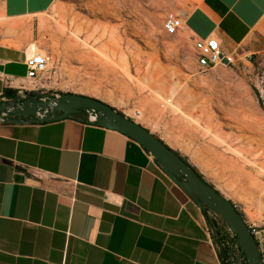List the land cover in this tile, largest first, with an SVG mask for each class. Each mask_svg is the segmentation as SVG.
I'll list each match as a JSON object with an SVG mask.
<instances>
[{
    "label": "crops",
    "instance_id": "crops-1",
    "mask_svg": "<svg viewBox=\"0 0 264 264\" xmlns=\"http://www.w3.org/2000/svg\"><path fill=\"white\" fill-rule=\"evenodd\" d=\"M55 1L1 0L0 100L53 95L32 85L26 54ZM179 15L192 48L215 36L264 63V0H197ZM79 114L0 123V264H226L206 211L149 150Z\"/></svg>",
    "mask_w": 264,
    "mask_h": 264
},
{
    "label": "rangeland",
    "instance_id": "rangeland-1",
    "mask_svg": "<svg viewBox=\"0 0 264 264\" xmlns=\"http://www.w3.org/2000/svg\"><path fill=\"white\" fill-rule=\"evenodd\" d=\"M85 1L94 7L81 8L79 3ZM195 1L138 0L130 13L123 0H56L35 17V34L29 42L54 59L36 88L40 95L80 93L99 98L156 133L244 213L264 258V169L253 171L250 163L244 169L233 167L231 158L245 164L235 151L241 141L227 138L230 142L224 143L229 133L253 134L244 126L254 108L264 120V63L237 58L232 66L198 68L186 33L169 35L164 28L167 15L186 12ZM74 20L107 26L103 39L107 48L98 49L93 40H89L92 49L69 48L67 37L75 28ZM119 24L118 34L113 35L110 29ZM5 25L0 0L1 33ZM224 114L230 120L222 118ZM228 122L237 126H222ZM230 143L233 151L227 149Z\"/></svg>",
    "mask_w": 264,
    "mask_h": 264
},
{
    "label": "water",
    "instance_id": "water-1",
    "mask_svg": "<svg viewBox=\"0 0 264 264\" xmlns=\"http://www.w3.org/2000/svg\"><path fill=\"white\" fill-rule=\"evenodd\" d=\"M87 109L95 112L98 124L129 135L152 152L167 174L198 202L203 211L212 209L219 213L237 237L234 244L241 254L242 264H264L256 237L236 204L201 177L182 154L137 120L99 98L80 93H61L47 100L0 102V112H8L6 122L53 121Z\"/></svg>",
    "mask_w": 264,
    "mask_h": 264
},
{
    "label": "built area",
    "instance_id": "built-area-1",
    "mask_svg": "<svg viewBox=\"0 0 264 264\" xmlns=\"http://www.w3.org/2000/svg\"><path fill=\"white\" fill-rule=\"evenodd\" d=\"M184 27L183 18L180 15L170 14L165 17L164 28L165 32L169 35H175L180 32ZM1 30H0V40H1ZM26 54V64L28 67L27 76L32 80V85L35 89L41 79V75L47 72L51 65L54 63V59L51 53L48 51H43L38 49L36 45H29L27 47ZM193 51L198 68L208 71L218 65L232 66L235 65L238 55L236 53H226L222 50L219 40L215 36H207L205 38H199L193 42ZM226 60V62H224ZM249 60H252V57H249ZM22 95V92L19 91L15 94L17 99H8L2 95L0 102L14 101L21 102L22 100L19 96ZM59 94H53L50 98H42L44 100L52 99ZM87 118L90 122H96V115L92 109L86 110ZM8 117V112H0V123L6 122L5 118ZM150 156L155 158L152 152L148 151ZM223 217L212 209L206 211V222H207V234L210 238H214V229L209 223L214 221L218 226L223 228V231L229 235L233 241H231L232 251L235 252L233 257L230 256V264H242L241 254L238 250L237 245H235V235L230 230L229 226L225 225L223 222ZM253 231L255 229L253 228Z\"/></svg>",
    "mask_w": 264,
    "mask_h": 264
},
{
    "label": "bare ground",
    "instance_id": "bare-ground-1",
    "mask_svg": "<svg viewBox=\"0 0 264 264\" xmlns=\"http://www.w3.org/2000/svg\"><path fill=\"white\" fill-rule=\"evenodd\" d=\"M81 1V0H80ZM124 4L126 7H128L129 9V12H133L134 11V8L136 7L137 5V2L138 0H123ZM112 4V3H111ZM115 5V4H114ZM79 6L81 8H86V7H94V4L93 3H90L88 1H85V2H80L79 3ZM124 7V6H123ZM116 12V11H115ZM118 13V12H117ZM3 14V13H2ZM79 17V16H78ZM116 19H118L119 17L118 16H115ZM62 20V19H61ZM72 22V21H71ZM74 24H75V28L73 30L71 34V36L67 37V45L69 48L71 49H79V48H82V47H88V46H91V49L93 48L92 45H89V40H93L95 43H99V47H97L98 49H101V48H104L106 47L107 48V45H108V42L104 41V37L106 36V32H107V26L103 25L102 23H95L94 21H91V20H87L86 22L85 21H80L78 22L77 20H74L73 21ZM43 23V21H42ZM64 24V23H63ZM7 25V24H6ZM46 25V24H45ZM13 25H11L12 27ZM62 29H63V32H66L67 31V28L65 25H62ZM122 26V24H119L118 26H114L113 29L111 28L110 30H112V34L113 35H116L118 34L119 32V27ZM7 27H9V25H7ZM13 28V27H12ZM26 28V27H25ZM45 28V27H44ZM127 29L130 28V26L126 27ZM125 28V30H126ZM10 29V27L8 28ZM12 30V29H11ZM15 31V29H14ZM61 32V29L59 30ZM102 31V32H100ZM12 32V31H10ZM31 32V29H28L26 31V33H30ZM83 32H86V38L84 40H81L80 39V35L83 33ZM13 33V32H12ZM117 37V36H116ZM115 38V36H114ZM121 38V37H120ZM112 40V39H111ZM143 40V39H142ZM109 41V40H108ZM111 42V41H110ZM113 42V41H112ZM55 43H57V41H55ZM112 44V43H111ZM32 45H35L34 43H32ZM58 45V44H57ZM66 45V46H67ZM114 46V44L112 45ZM118 47V46H117ZM109 49V48H108ZM102 50V49H101ZM112 50V49H111ZM120 50V49H119ZM118 50V51H119ZM122 50V49H121ZM97 51V49H96ZM103 51V50H102ZM116 51V50H115ZM115 51H111V52H115ZM88 52H93L92 50H89ZM106 52V50L104 51ZM114 54V53H113ZM244 88V87H243ZM245 90V89H244ZM246 92V91H245ZM242 96V95H241ZM251 105V104H250ZM250 108V107H249ZM247 109V108H246ZM248 111V110H246ZM249 112V111H248ZM253 112L254 114H252V116L250 117V120L248 122H246V125L244 126V130H252V135H248V136H245L244 134L243 135H234L232 133H229V135H226L225 139L222 138L220 139L221 142L223 141L224 139V143L228 144L229 139L231 140H239V143L241 141V145L239 147H236L235 151L237 152V156L240 157L245 164L243 165H239V163L234 160L235 158H231L230 161H231V165L235 168H239V169H244L246 168V163H250V164H253L252 165V170L253 171H256L259 170V169H264V120L262 119L263 117H259L258 116V111L254 108L253 109ZM227 114V113H226ZM251 114V113H250ZM232 115V114H231ZM249 115V114H247ZM243 117V115H242ZM222 118L224 119H227V120H230V117L228 115H223ZM211 122V121H210ZM210 124V123H209ZM215 125V123H213ZM237 124V123H236ZM235 123H224L222 126L225 127V128H232V127H236ZM220 125V124H219ZM216 126V125H215ZM221 126V125H220ZM222 127V128H223ZM239 128H241V126H238ZM218 129V128H217ZM243 129V128H242ZM239 130V129H238ZM220 133V132H219ZM256 134H258L260 137H258ZM217 135V134H216ZM219 135V134H218ZM217 135V136H218ZM222 135V134H221ZM223 135H225V133H223ZM220 136V135H219ZM219 136L217 137V139L219 138ZM227 138H229L227 140ZM216 139V137H215ZM216 139V140H217ZM215 140V141H216ZM232 142V141H231ZM236 142V141H235ZM234 142V143H235ZM223 143V144H224ZM233 143H230V145H228L227 149L229 150L231 148V145ZM236 146V145H235ZM234 146V147H235ZM232 149V148H231ZM230 149V150H231ZM213 150V149H212ZM233 151V149H232ZM224 152V151H223ZM217 153V152H215ZM219 153V151H218ZM226 153V152H224ZM219 155V154H217ZM216 157V155H215ZM222 158V156H221ZM224 160L226 158H223ZM223 162V161H222ZM226 162H228V160H226ZM261 189V187H258ZM261 209V208H260Z\"/></svg>",
    "mask_w": 264,
    "mask_h": 264
},
{
    "label": "trees",
    "instance_id": "trees-1",
    "mask_svg": "<svg viewBox=\"0 0 264 264\" xmlns=\"http://www.w3.org/2000/svg\"><path fill=\"white\" fill-rule=\"evenodd\" d=\"M14 93L15 91L12 90V89H7L4 93L5 96H8L9 98H12L14 96ZM40 96H37V95H34L32 92H29L27 93V96L25 99H21L22 101L24 100H30V99H38ZM76 115H80V114H76ZM194 168L197 170L198 174L201 176V177H204L200 172L199 170L194 166ZM239 210V209H238ZM241 212V211H240ZM241 214L243 215V217L245 218V215L244 213L241 212ZM223 219V222L224 224L227 226V223L225 222L224 218ZM246 219V218H245ZM213 229H214V239L215 241L218 243L219 247H220V254L223 258V260L226 261V264H230V261L229 258L230 256L233 257L235 255V252L232 251V247H231V241H233L234 239H232L231 237H229V235H227L224 231H223V228L221 226H218L214 221H210L209 222ZM249 224V223H248ZM250 226V224H249ZM250 228L252 229L253 231V228L250 226ZM255 237H256V240H257V243L259 244V240L257 238V234L255 231H253ZM237 237L235 236V239Z\"/></svg>",
    "mask_w": 264,
    "mask_h": 264
},
{
    "label": "flooded vegetation",
    "instance_id": "flooded-vegetation-1",
    "mask_svg": "<svg viewBox=\"0 0 264 264\" xmlns=\"http://www.w3.org/2000/svg\"><path fill=\"white\" fill-rule=\"evenodd\" d=\"M85 113H86V111H85Z\"/></svg>",
    "mask_w": 264,
    "mask_h": 264
}]
</instances>
